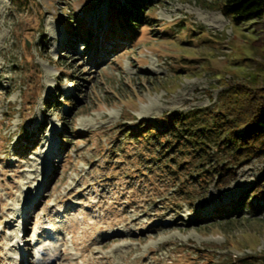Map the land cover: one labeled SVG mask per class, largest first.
Instances as JSON below:
<instances>
[{
	"label": "rangeland",
	"instance_id": "rangeland-1",
	"mask_svg": "<svg viewBox=\"0 0 264 264\" xmlns=\"http://www.w3.org/2000/svg\"><path fill=\"white\" fill-rule=\"evenodd\" d=\"M133 2L0 0V264H264V210L229 213L264 154L194 190L138 131L225 109L227 86L254 72L263 86L264 18L236 26L215 0H153L123 40L118 10Z\"/></svg>",
	"mask_w": 264,
	"mask_h": 264
},
{
	"label": "trees",
	"instance_id": "trees-1",
	"mask_svg": "<svg viewBox=\"0 0 264 264\" xmlns=\"http://www.w3.org/2000/svg\"><path fill=\"white\" fill-rule=\"evenodd\" d=\"M215 1L222 15L233 25L264 18V0ZM151 7L153 0H134L132 9L120 8L119 27L125 29L115 33L123 40L126 36L134 40L140 33V26L148 25L150 16L144 12ZM89 40L92 42L96 38L91 35ZM251 75V85L235 83L227 86L229 101L225 109L170 112L157 119L156 127L143 123L138 130L145 137L143 145L158 149L156 157L149 154L150 157L165 162V167L176 177L183 175L186 178L184 173H188L192 179L188 187L194 190L207 192L212 185H229L236 178L237 166L264 154V85L259 88L255 72ZM125 135L137 136L130 131ZM186 179L181 185H186ZM250 197L261 201L262 205L252 207ZM244 207L252 213L264 210V178L257 179L229 213L239 214ZM218 213L227 216L228 212L220 209Z\"/></svg>",
	"mask_w": 264,
	"mask_h": 264
},
{
	"label": "bare ground",
	"instance_id": "bare-ground-1",
	"mask_svg": "<svg viewBox=\"0 0 264 264\" xmlns=\"http://www.w3.org/2000/svg\"><path fill=\"white\" fill-rule=\"evenodd\" d=\"M215 18V17H214ZM216 19V18H215ZM119 236V237H118ZM121 235H117L118 238H120Z\"/></svg>",
	"mask_w": 264,
	"mask_h": 264
}]
</instances>
